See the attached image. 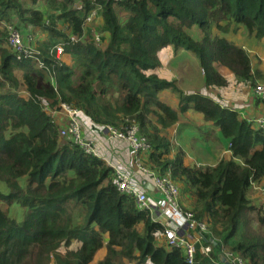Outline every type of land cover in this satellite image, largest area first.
<instances>
[{
  "label": "trees",
  "instance_id": "16d2710c",
  "mask_svg": "<svg viewBox=\"0 0 264 264\" xmlns=\"http://www.w3.org/2000/svg\"><path fill=\"white\" fill-rule=\"evenodd\" d=\"M78 1L82 10L74 7ZM97 3L101 23L92 32L84 27L94 8L89 0H0V27L16 23L25 36L40 33L34 45L56 71L55 88L36 61L17 59L0 30V183L7 188L0 202L25 209L18 221L0 207V264H92L103 250L99 264H188L182 249L159 241L163 219L154 221L116 188L114 169L61 138L47 102L79 109L94 128H140L151 147L147 167L170 173L181 187V207H191L207 223L195 264H222L225 251L264 264V206L248 198L252 183L264 182V129L200 93L186 94L176 80L149 74L161 67L159 53L173 47L176 54H193L208 88L228 86L217 64L256 88L264 73L253 70L243 46L223 35L245 29L244 37L264 39V0ZM194 26L201 32L193 39ZM57 46L71 56L70 65L55 60ZM22 89L28 97L20 95ZM163 92L178 96V111L160 99ZM191 109L229 141L230 159L186 165L181 147L171 157L169 130ZM201 246L212 252L205 255Z\"/></svg>",
  "mask_w": 264,
  "mask_h": 264
},
{
  "label": "built area",
  "instance_id": "2783aa9c",
  "mask_svg": "<svg viewBox=\"0 0 264 264\" xmlns=\"http://www.w3.org/2000/svg\"><path fill=\"white\" fill-rule=\"evenodd\" d=\"M91 6L94 8L88 15L84 22V27L92 32L96 31L100 22V15L102 7L97 3V0H89ZM76 9L82 10L83 4L78 1L75 6ZM7 30V45L14 51L18 60L30 59L36 61L39 68L45 70L51 79V85L56 88V71L50 69L44 64L41 53L36 49L34 42L40 33L37 35L33 32L23 35L22 31L18 29L16 23L4 25ZM72 42H77V38L73 37ZM96 43L101 46V36L97 35ZM55 60L59 63L65 54L64 48L57 46L54 48ZM54 50L51 52L53 54ZM29 96L26 90L22 89L20 95ZM254 95L260 101L264 102V84H258L254 90ZM45 110L56 120L60 125L61 138L72 140L75 144L81 146L86 154L91 156H99V150L95 147L94 142L87 140L84 137V131L79 119L82 113L79 109L71 105L60 102L54 108L51 103H45ZM254 128L264 129V118H257V120H246ZM109 138H118L127 141L135 153L134 165L139 172H143L152 179V186L155 189V195L151 197L148 190H140L135 187L134 181L136 173L118 168L115 170V184L116 188L122 194L131 197L136 207L141 210L149 211L153 220L157 221L159 218L163 219L164 232L162 233L165 246L167 248L182 249L185 253L188 264H195V255L197 252V245H202L205 239V234L209 233L207 223L197 220L192 211H184L180 205L181 187L173 180L170 173L166 175L159 174L147 167L144 162L145 155H149L151 147L147 139L140 134L139 127L130 128H114L107 127ZM253 190L257 191L264 197V182L252 183ZM205 255L212 252L211 246H201ZM230 264H249L241 255L224 252V257Z\"/></svg>",
  "mask_w": 264,
  "mask_h": 264
},
{
  "label": "crops",
  "instance_id": "0c3cea01",
  "mask_svg": "<svg viewBox=\"0 0 264 264\" xmlns=\"http://www.w3.org/2000/svg\"><path fill=\"white\" fill-rule=\"evenodd\" d=\"M44 7L45 5H43L42 8L44 9ZM100 23L101 20L99 24ZM223 36L229 41L243 46L249 54L256 53L257 56H259V59L256 58L252 61L253 70H258L260 73H264V39H255L251 41L243 36L242 31L229 33ZM159 61L161 67L155 70V72H150L149 74H156L160 78L167 81L176 80L179 88L186 94L195 95V93H200L208 98H211L217 101L222 107L238 112L239 117L243 120H257V118H261L264 115V102L255 97V88L251 87V85L239 82L228 68L217 64V69L227 80L228 86H215L213 88H208L205 85V76L203 70L201 69V65H199V62L193 54L185 51H180L176 54L173 47H168L159 53ZM62 63L70 65L72 63L71 56L64 55ZM21 74V72H17L19 78ZM258 81L263 80H257L256 82ZM159 97L161 100L166 101L175 111L179 110L180 100L178 96L169 92H163L159 95ZM79 119L84 131V137L87 140L94 142L95 147L99 150V156L108 164V166L114 170L120 168L136 173V179L134 181L135 187L140 190H148L150 193L149 195L153 197L155 195V189L151 184L152 179L135 168V153L130 147V144L122 139L109 138V133L105 128H94L89 118H87L83 112L80 114ZM207 128L213 130V138H217V136H219L218 140L221 142V149L217 148V150H215L216 153L218 152L220 154V157L219 154L217 155V158L214 156L213 161L217 160L218 162L223 158H231L232 153L230 151L229 141L223 139L220 131L218 129L214 130V126L211 123H207L202 114L191 109L186 114H179V120L176 125L172 126L169 130L170 140H175L176 147H181L187 153L185 161L186 165H193L194 163H201L202 165H215V163L210 160L213 156H210L207 164L205 163L207 160L204 162H198L199 160H197L195 156L192 155L191 151H189L193 147L189 143V138L192 137L194 141L199 140L194 136L198 133L206 134L208 132ZM175 152L176 151H174L171 156L172 158ZM143 157L144 162L146 163L147 155ZM161 240H163L162 234L159 235V241ZM100 253L99 255H101ZM104 256L105 252H103L99 261H101ZM97 258H99V256Z\"/></svg>",
  "mask_w": 264,
  "mask_h": 264
},
{
  "label": "rangeland",
  "instance_id": "374dc122",
  "mask_svg": "<svg viewBox=\"0 0 264 264\" xmlns=\"http://www.w3.org/2000/svg\"><path fill=\"white\" fill-rule=\"evenodd\" d=\"M0 28H1L0 30L6 32V30H4L3 27H0ZM199 30L200 29H199L198 26H194V28L189 31V34L193 38V37L199 35L198 33L201 32ZM242 31H244L246 34H248L245 29H242ZM237 37H238V35H237ZM251 41H253V40H251ZM249 44L252 45L251 43H249ZM250 57H252V61H254L256 58L259 59V56H257L256 53L255 54H253V53L250 54ZM243 83H245V82H243ZM257 84H264V81H258ZM22 96L26 97L24 94H22ZM261 118H264V115ZM215 128L216 127H214V129ZM207 131H208L209 135L212 134V132H213V130L208 129V128H207ZM208 134H200V133H198L197 135L194 136V137H196V139L197 138L199 139L197 141H194L192 139V137L189 138V143H190L191 146H193L192 149H190L189 151H191L192 155L195 156V158L197 160H199L198 162H200V161L204 162L205 160H207L205 162L207 164L209 162L210 156H213L210 159L212 161L214 159V156H215V158H217V155L219 153L218 152L216 153L215 150H217V148L221 149V142L218 140L219 136H217V138H213V139H210V140L207 139L205 141V136H207ZM172 144H173V147H175V149L177 150L178 147H176V145H175V140H172ZM219 157H220V154H219ZM213 163L216 164L217 160L216 161L214 160ZM0 191H4V192L7 191L6 186L4 184H2V183H0ZM248 198H249V200H250L252 205H254L256 207L264 206V197H262L257 191L251 189V191L248 194ZM187 205H189V204L187 203ZM0 207L3 210L7 211L10 214V216L12 218H14L15 220L22 221L24 219L25 209L22 208L19 204L16 203V205H13V206L9 207L8 205L0 202ZM182 208H183L184 211H191L190 210L191 207H188V208L182 207ZM250 214H251L252 218H255V214L254 213L250 212ZM254 226H255L254 228L257 229L258 226H256L255 224H254ZM261 230L264 231L263 228ZM62 251H63V253L66 252L65 250H62ZM103 252H105V250H103ZM103 252L100 253L101 255H99V258H97V260L93 264H99V262H100L99 259L102 257Z\"/></svg>",
  "mask_w": 264,
  "mask_h": 264
},
{
  "label": "water",
  "instance_id": "95a60500",
  "mask_svg": "<svg viewBox=\"0 0 264 264\" xmlns=\"http://www.w3.org/2000/svg\"><path fill=\"white\" fill-rule=\"evenodd\" d=\"M153 191V190H152ZM212 242V240H211ZM222 264H230L225 258L222 259Z\"/></svg>",
  "mask_w": 264,
  "mask_h": 264
}]
</instances>
